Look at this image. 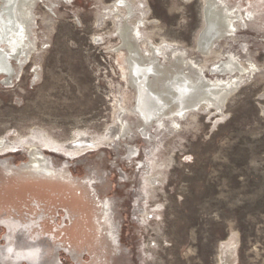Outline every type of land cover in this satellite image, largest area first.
I'll use <instances>...</instances> for the list:
<instances>
[{"label":"rangeland","instance_id":"rangeland-1","mask_svg":"<svg viewBox=\"0 0 264 264\" xmlns=\"http://www.w3.org/2000/svg\"><path fill=\"white\" fill-rule=\"evenodd\" d=\"M113 1L42 0L36 4L31 34L35 50L12 84L0 83V139L22 144L0 155V160L7 165L26 162V144L37 140L53 164L72 165L76 178L85 175L83 166L96 162L108 176L103 177L108 192L97 187L100 196L124 198L115 215L121 222L120 245L126 255L125 259L111 256L105 246L100 255L108 264H220V244L228 238L236 241L233 264H264V74H255L240 85L224 103L223 115L212 109L198 111L179 120L180 131L168 126L165 137L152 136L154 141L137 137L134 128L132 138L126 135L123 139L133 144L136 155L132 160L141 165H128L119 156L125 154L122 147L119 157L112 148L103 147L122 137H108L95 147H65L78 133L106 137V129L114 128L119 101L125 110L134 101L125 49L118 48L119 39L114 37V20L101 18L102 7ZM143 1L147 16L141 29L151 41L147 49L151 43L159 46L168 41L188 48L194 57L205 25L202 0ZM228 1L241 13L250 4L257 17L264 10L262 0ZM263 23L256 19L255 27L241 29L238 21V40H222L221 51L243 55L238 44H245L253 62L264 67ZM141 49L145 51V46ZM215 54L203 63L207 78L216 79L208 70L219 56ZM159 58L164 62L162 55ZM155 127L150 128L152 135ZM111 162L118 166L110 168ZM120 171L128 179H121ZM29 180L33 179L25 181ZM16 182L7 180L0 168V195L9 198L0 201V215L26 221L28 229L23 227L22 233L45 245V264H75L62 249L50 256L54 246L47 252V245L73 247L81 253L80 264H91L92 252L97 250L92 232L86 229L81 241L66 233L70 224L65 221V207L71 204L68 190L34 189L33 185L18 198L7 197L6 193L13 194L18 187ZM85 198L78 199L83 215L89 213ZM5 233L0 225L4 253ZM15 236L19 240L20 234ZM17 261L27 264L24 258Z\"/></svg>","mask_w":264,"mask_h":264},{"label":"bare ground","instance_id":"bare-ground-1","mask_svg":"<svg viewBox=\"0 0 264 264\" xmlns=\"http://www.w3.org/2000/svg\"><path fill=\"white\" fill-rule=\"evenodd\" d=\"M39 1L42 2V0H0L1 84H12L19 76V70L27 63L35 50V39L31 36L35 18L33 9ZM142 1L114 0L110 5H104L102 14L100 13L101 18L114 20V37L119 39L118 48L125 49L128 84L134 91L133 104L125 110L119 101L112 124L114 128L106 129V137L98 139V137H85L78 133L79 135L75 136L68 146L65 144L69 150L79 146L95 147L111 136L117 140L127 135L130 140L134 134V128L136 136L141 137L142 140L163 139L167 134L165 132L168 126L172 125V130L180 131L181 129L177 126V123H180L179 120L188 118L193 113L212 109L218 115H223L224 103L229 96L240 85L252 79L255 74H264V67H259L253 62L245 44H238L244 52L243 55H236L235 52L226 50L221 51L222 40H238V21L242 24L241 29L252 27L256 19H259L260 23L264 21V10L257 17L253 12L256 9L251 4L244 13H241L238 6L228 0H202L205 25L196 41L197 50L194 52L196 54L191 57L188 48L168 41H162L158 44L159 46L151 43L150 48L147 49V41L150 39H147L141 29L146 25L147 16L144 1ZM146 21L153 22V19H146ZM261 26L264 28V23ZM140 43L145 46V51L141 49ZM216 51L219 56L215 63L208 67L210 74L216 75V79L207 78L203 63L208 55L215 54ZM160 55L164 62L159 58ZM37 65L34 66L35 76H38ZM220 76L225 77L220 78ZM136 96L141 100L137 107L135 106ZM126 115H131L132 118L128 119ZM154 125L155 133L152 135L150 128ZM36 141L26 144L29 149L27 160L15 167V170L22 172L24 179L71 180L69 174L64 176L61 171H51L47 168L53 163L43 154V149L39 148ZM21 144L22 142H13L7 138L0 139V153L5 150L13 151ZM124 145L127 153L121 158L127 161L131 159L132 152L133 157L136 155V149L133 144L124 143ZM137 162L134 160L133 165L138 164ZM112 164L114 162L110 165ZM0 165L7 164L5 160H0ZM61 165L72 166L67 163ZM93 165L97 163L93 162ZM235 242L233 238H228L220 244V264H233Z\"/></svg>","mask_w":264,"mask_h":264},{"label":"flooded vegetation","instance_id":"flooded-vegetation-1","mask_svg":"<svg viewBox=\"0 0 264 264\" xmlns=\"http://www.w3.org/2000/svg\"><path fill=\"white\" fill-rule=\"evenodd\" d=\"M122 139V138H121ZM118 140V142H112L107 146H103L104 148H112L119 154L118 151L122 147L125 154L127 153V149L124 143L132 145L131 142L125 141V139ZM112 141V140H111ZM102 148V147H100ZM98 150V149H97ZM15 151V150H13ZM6 152L12 151H3L0 155H4ZM28 154V153H27ZM124 154V155H125ZM123 153L119 156L123 157ZM118 156V157H119ZM133 152L130 160H127L128 165H133ZM27 159V158H26ZM23 163V162H22ZM21 164V163H20ZM12 164V165H0L2 171H4L5 175L7 176V180L13 179L16 182V190L12 193H6L7 197H14L24 193L25 190L30 188L29 186L35 185L34 189H44V188H53L58 187L60 190L65 191L68 190V194L70 193L69 200H70V207H65V221H69V228L67 229L68 237L82 240V236L85 235L86 229L92 232L93 241L96 244L98 252H92L91 255V264H108L106 259L100 255V251L107 246L110 248V255L117 256L120 258L125 259V251L123 247L120 245V235H119V227H120V219L116 217V213L118 210V204L123 203L124 198L115 196V197H108L103 196L101 197L97 187H103V191L105 193L108 192V184L106 181L107 175L103 174V170L101 167L99 168L97 165L83 166L85 170V175L83 177H75L71 172L72 166H66L61 164H50L47 168L51 171H61L64 173V176L68 174L71 176V180L66 181H53V180H29L25 181L30 178L24 179L22 172L15 170V167L20 165ZM110 168H116L118 165L117 163L110 165ZM105 176V181L103 177ZM121 179L125 178L128 179L126 174L123 171H120ZM15 187V186H14ZM52 190V189H51ZM36 191V190H34ZM15 193V194H14ZM5 194V193H4ZM5 194V195H6ZM78 194V195H77ZM81 195L84 198H87L88 210L89 213H84L83 208H81L79 200H81ZM32 196V195H31ZM79 196V197H78ZM77 197V198H76ZM3 198V199H2ZM35 199V197H32ZM85 198V199H86ZM5 196L0 195V201H5ZM79 199V200H78ZM36 199V203H37ZM2 203L0 202V212L3 210ZM137 208V206H136ZM137 210V209H136ZM16 211H18L16 209ZM136 215V211H133ZM17 216H21L19 212H16ZM40 218V217H39ZM25 220V219H24ZM64 221V223H65ZM87 222V224H86ZM66 224V223H65ZM90 224V227H89ZM0 225L6 228V233L4 235V240L7 242L5 249V253L2 252L0 248V264H19L17 259H25L27 264H45L44 262V252L46 251L45 245L43 246L40 244L39 240H31V237L25 238L24 234L22 233L23 227H26L25 223H21L18 218L10 217L7 215L1 216L0 215ZM28 229V228H27ZM43 230V229H42ZM58 228L56 226L55 232H57ZM64 231V228L62 229ZM66 231V230H65ZM60 232V231H59ZM57 232V233H59ZM16 234H20L19 240H16ZM15 239V240H14ZM28 239H30L28 241ZM74 245V244H73ZM47 252H49V248L52 246V250L50 251V256L52 253L56 254V250L58 252L59 249H62L65 253L69 255L71 260L75 264L81 263V253L76 251L73 247H59V245H47ZM114 259V258H113ZM117 260V258H115ZM50 264H57V262L51 261ZM59 264V263H58Z\"/></svg>","mask_w":264,"mask_h":264},{"label":"water","instance_id":"water-1","mask_svg":"<svg viewBox=\"0 0 264 264\" xmlns=\"http://www.w3.org/2000/svg\"><path fill=\"white\" fill-rule=\"evenodd\" d=\"M136 92H137V90H136ZM140 103H141L140 97L136 96V98H135V106L137 107V105H140Z\"/></svg>","mask_w":264,"mask_h":264}]
</instances>
